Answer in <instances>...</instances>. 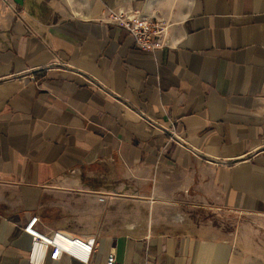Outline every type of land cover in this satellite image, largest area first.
I'll return each instance as SVG.
<instances>
[{
    "label": "crops",
    "instance_id": "0c3cea01",
    "mask_svg": "<svg viewBox=\"0 0 264 264\" xmlns=\"http://www.w3.org/2000/svg\"><path fill=\"white\" fill-rule=\"evenodd\" d=\"M33 216L95 235L89 264H264V0H0V264Z\"/></svg>",
    "mask_w": 264,
    "mask_h": 264
},
{
    "label": "built area",
    "instance_id": "2783aa9c",
    "mask_svg": "<svg viewBox=\"0 0 264 264\" xmlns=\"http://www.w3.org/2000/svg\"><path fill=\"white\" fill-rule=\"evenodd\" d=\"M106 23L118 26L129 33L137 49L155 51L169 46V23L162 18L146 16L136 8L109 9L105 17ZM104 200L99 196V201ZM37 216L27 220L23 230L31 237L27 264H42L45 257L60 259L66 255L82 264H89L93 249L97 243L95 235L85 237L54 230L49 234L41 233L35 227ZM106 264H118L114 249L107 253Z\"/></svg>",
    "mask_w": 264,
    "mask_h": 264
}]
</instances>
